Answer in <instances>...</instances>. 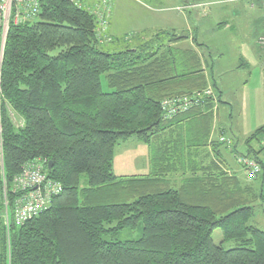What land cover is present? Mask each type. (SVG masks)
Wrapping results in <instances>:
<instances>
[{"label":"trees","instance_id":"obj_1","mask_svg":"<svg viewBox=\"0 0 264 264\" xmlns=\"http://www.w3.org/2000/svg\"><path fill=\"white\" fill-rule=\"evenodd\" d=\"M106 34L94 13L67 0H41L35 19L10 25L0 58L7 198L12 205L15 177L38 159L62 191L7 229L0 167V264H264V230L251 222L264 201L254 184L264 181L262 148L252 145L262 144L264 124L246 142L244 156L260 165L247 182L221 158L224 141L211 137L221 99L196 48L208 46L196 37L182 46L189 34L170 29L137 45ZM174 97L192 105L169 114L163 101ZM131 137L149 146L152 169L118 176L115 148ZM140 226L138 239H116ZM216 228L236 246L216 244Z\"/></svg>","mask_w":264,"mask_h":264},{"label":"rangeland","instance_id":"obj_2","mask_svg":"<svg viewBox=\"0 0 264 264\" xmlns=\"http://www.w3.org/2000/svg\"><path fill=\"white\" fill-rule=\"evenodd\" d=\"M118 0L114 2V11L119 9L120 13L125 12V21L121 25L120 32L124 33L123 36L130 37V40H128V43H131L132 45L141 44L143 40L147 37H152V34H155L158 30H151V31H144V32H136V30L133 29L138 17H142L139 15H146L149 16V10L148 9H155L159 12V15H168V14H178V12L175 11L176 6H180L181 11L183 13H192L194 14L195 11H202L206 10L208 15L207 17L200 19H196V22L203 24L204 26L198 27L200 29V35L197 33H192V37H196L198 42L204 43L205 45H209L210 47H203V46H196V48L199 50L201 55L204 58V61L207 62V67L204 63V67L206 69V72L209 74L210 72L213 73V76L209 75L210 81H212V77H215L214 71L212 70L214 68V64H216V61L220 59L222 53H224L227 57L228 62H231L232 59L236 58L237 52H239V44L241 41L250 40L253 39L255 42L254 33L255 35H259L262 31V25L258 21H254L256 16L263 14L264 9L262 8V3L260 0L257 1H248V0H237L233 2H222V0H120L118 3ZM197 5L194 8L189 7V4H200ZM251 3L256 4L255 5V11L252 13H248V11L245 9L247 6H251ZM174 10V12L172 11ZM196 17V16H195ZM227 21L229 23V27H221L220 24L222 22ZM180 30L185 29V27H179ZM185 31V30H183ZM180 33L181 31H177ZM187 34L186 32H184ZM188 40L184 41L182 46H191L190 42L187 43ZM217 45L221 46L220 51H217ZM113 45L111 43H106L103 48L104 50H110L113 49ZM119 47V49L124 48ZM245 51V50H244ZM243 52V51H242ZM244 60H246L245 54L242 55ZM250 66V65H249ZM263 72L261 68H256L251 80L250 84V92H247V96L250 98L256 96L258 104L255 109H243L241 110V105L234 104L233 108H229L227 105H223L219 112V117L221 119V125H219L218 130H223L224 135L219 140L224 141V146L229 149L227 153L229 155H232V149H236V156L239 154L244 155L243 153H246L247 151V139L250 137V135L255 131L256 128L261 126L264 123V118L261 119L260 115H264V110L259 108H264V102H260L264 100V92L261 94H253L251 90L255 87V82L258 81V78H260V73ZM103 88L105 91H110L111 88L107 85L105 79L103 81ZM231 98L229 100H232L234 98H241L244 97V95L236 93L231 94ZM248 113L251 114V118L248 117ZM259 114V115H258ZM261 123L259 124L258 122ZM17 124H20L19 121H16ZM217 128V126H216ZM212 132V139L215 137L213 136ZM238 138H236L235 136ZM236 139H239L238 143L235 141ZM217 139V138H215ZM264 139V138H263ZM252 145L254 148L260 150L261 153L264 152V147L262 144H259L257 141L252 142ZM226 153V152H225ZM242 153V154H241ZM217 154V153H216ZM234 154V153H233ZM235 155V154H234ZM225 162L227 161L225 157L222 155L221 157ZM237 158L235 156H231L230 161L231 164L236 165V169L240 168L238 167ZM261 158V157H260ZM202 159V158H201ZM2 155H1V142H0V167L2 169V178H3V190H4V199L5 196H8V190L7 193H5V187L7 188V182L6 178L4 177V167L2 164ZM205 164H208V160L205 158V160H202ZM228 164V170L229 167L232 166L228 161L226 162ZM239 164V163H238ZM240 165V164H239ZM241 169L242 166L240 165ZM231 168V167H230ZM152 166H151V160H150V148L149 146L139 141L135 137H131L127 140H124L116 145L115 148V159H114V166L113 171L118 176H141L146 175L151 172ZM231 170V169H230ZM244 173V169L242 170ZM239 171L237 172L238 175L242 178V180L246 181L245 174ZM249 181H252L248 179ZM253 183V182H251ZM256 186L260 187V182L256 183ZM8 199V198H7ZM264 204V202H262ZM260 205L261 203L258 202ZM11 205V204H10ZM11 206H9L10 208ZM263 207H257L256 214L251 221L254 225L258 226L262 230H264V213H263ZM142 226H140L137 229H125L119 232L116 239L117 240H133L138 239L142 234ZM213 240L216 244H222L224 248L230 249L236 246L235 241H223V232L221 228H216L213 231L212 234ZM106 238H111L110 236H106ZM2 249V243H1V231H0V251Z\"/></svg>","mask_w":264,"mask_h":264},{"label":"crops","instance_id":"obj_3","mask_svg":"<svg viewBox=\"0 0 264 264\" xmlns=\"http://www.w3.org/2000/svg\"><path fill=\"white\" fill-rule=\"evenodd\" d=\"M119 1L120 0H118V2ZM224 1L228 2L227 0H222V2ZM233 1H237V0H230V2H233ZM114 2L115 0H113L112 15L110 17V22H109V27L107 29V33L109 36L122 37L123 36L122 34L124 33L120 32L121 31L120 28H121V25L125 21L126 13L125 12L120 13L119 9L114 11ZM197 5H201V3L200 4H189V7L194 8ZM255 5L256 4L251 3V6L249 7L247 6L245 9L248 11V13L249 12L252 13L255 11ZM180 8H181L180 6H176L175 8V11L178 12V14L175 13V14H168V15H159V12L161 11H158L155 9H148L149 16L142 15V14L139 15L142 17H138L133 29L136 30V32L151 31L155 29L156 30L170 29V30H175V31H181L180 33L186 32L190 36L187 43L190 42L191 46L194 47L195 43L193 41V37L191 34L197 33L198 35H200L201 26H204L203 24L201 25L200 23L196 22V19H200L201 17L205 18L207 17L208 13L206 10L195 11L194 14L183 13ZM172 11L174 12V10ZM255 18L257 19H255L254 21H258L262 25L264 13L256 16ZM197 26L200 27V29H198ZM220 26L226 28V27H229L230 25L227 21H225V22H222ZM179 27H185V29H183L185 31L180 30ZM252 34L254 35L255 42L253 39L241 41V43L239 44L240 51L237 52L236 58L232 59L231 62H228L226 55L222 53L220 59H218L216 61V64H214L213 71L215 74V82L217 83V90L219 92L220 99H221L220 103L217 104V107H216L217 110L215 112V116L212 122V125H213L212 132H214L213 136L217 138V139L214 138V140H219L222 136H226L224 135V133L226 132H224L221 129L218 130L219 125H221V119H220L221 115L219 116V112L223 105H227L229 106V108H233L234 104H239L242 107L241 108L242 111L243 109L249 110V109H255L257 107L258 101H257L256 96L250 99L247 96V92H250L249 88H250L251 80H252V77H253V74L256 68H261L263 72L260 73V78H258V81L254 83L255 87L253 90H251V92L253 94H261L264 92V51H263L261 44L258 42L259 37L264 34V29H262L259 35H255L254 33ZM207 46L210 47L209 45ZM220 50H222L221 46L217 45V51H220ZM243 54L247 55L246 60H244L242 56ZM236 93L242 94L244 95V97L234 98L232 100H229L232 97L231 94H236ZM260 102L263 103L264 100ZM259 109L264 110V108H259ZM248 117L251 118L250 113H248ZM260 117L261 119H263L264 115H260ZM261 119H260V122H258L259 124L261 123ZM235 137L238 138L237 136ZM236 138H235V141L238 143L239 139H236ZM209 149H210L209 147L205 149L206 153L210 152L211 149L210 150ZM219 149H220L219 153H221V157L223 155L225 159L231 164L230 158L231 156H235L234 154L236 153V149L230 150L232 151V155H229L228 154L229 152L227 153L229 149H227V147H225L224 145H221ZM212 152H210L212 154L211 156L213 158H216L217 154H215V152L213 153ZM260 157L264 160V152L261 153ZM231 165L232 166H230L231 168L229 167V170L231 169L232 172L237 173L243 170L241 169L238 163L237 165L240 168V170L235 168L237 167L236 165H233V164ZM245 178H246V181L249 182L246 174H245ZM257 182H260V187L256 186ZM254 184L258 190L261 189V191L264 193L263 178L259 177L256 181H254ZM258 207L264 208V204L263 203H261L260 205L258 204ZM263 213H264V209H263ZM0 231H1V243H2L1 218H0Z\"/></svg>","mask_w":264,"mask_h":264},{"label":"built area","instance_id":"obj_4","mask_svg":"<svg viewBox=\"0 0 264 264\" xmlns=\"http://www.w3.org/2000/svg\"><path fill=\"white\" fill-rule=\"evenodd\" d=\"M74 2L94 13L97 17V29L102 39L107 36L113 0H67ZM254 1V0H251ZM264 9V0H260ZM41 9V0H0V58L2 59L11 23H20L37 17ZM264 49V36L260 37ZM192 100L187 97H174L163 101L164 109L169 114L187 110ZM264 147V139L262 141ZM238 163L242 166L248 179L256 178L260 165L252 156L240 155ZM14 194L13 204L10 205L5 196V213L3 223L9 229L12 222L17 225L38 216L48 209L55 196L61 193L62 185L50 179L40 159L28 162L15 177L10 187ZM5 193L7 188L5 187ZM9 206H11L9 208Z\"/></svg>","mask_w":264,"mask_h":264},{"label":"water","instance_id":"obj_5","mask_svg":"<svg viewBox=\"0 0 264 264\" xmlns=\"http://www.w3.org/2000/svg\"><path fill=\"white\" fill-rule=\"evenodd\" d=\"M3 167H4V164H3V160H2V164H1ZM49 169L52 167V162H49Z\"/></svg>","mask_w":264,"mask_h":264}]
</instances>
